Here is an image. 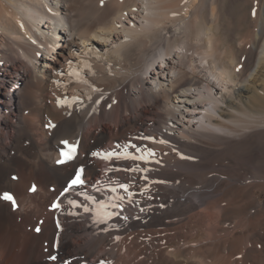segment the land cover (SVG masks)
<instances>
[{
    "label": "bare ground",
    "instance_id": "bare-ground-1",
    "mask_svg": "<svg viewBox=\"0 0 264 264\" xmlns=\"http://www.w3.org/2000/svg\"><path fill=\"white\" fill-rule=\"evenodd\" d=\"M4 192L0 264H264V0H0Z\"/></svg>",
    "mask_w": 264,
    "mask_h": 264
},
{
    "label": "snow or ice",
    "instance_id": "snow-or-ice-1",
    "mask_svg": "<svg viewBox=\"0 0 264 264\" xmlns=\"http://www.w3.org/2000/svg\"><path fill=\"white\" fill-rule=\"evenodd\" d=\"M73 75H77V73H72ZM64 143V150L61 152V157L62 159L60 161H58V163H67L72 161L73 159H75L76 154H77V145L76 144H70L68 141H63ZM93 155L98 156L101 159L104 160H108L111 159V157H113L114 155H117L114 152H108V153H93ZM124 155L127 157V154L124 153ZM132 159H144L145 157H130ZM83 172V169H80L76 175V178L73 179L70 182L69 188L72 187L73 185H77V184H81L83 183V181L81 180V174ZM33 191H35V188L32 189ZM126 190V189H125ZM0 199L3 200H7V201H11L13 203V205H15V200L13 198V196L8 193V192H4L2 195H0ZM116 205H108V204H99L96 210V214L98 217L106 220L108 218H110L112 216V213L108 211L109 207H115ZM87 211V209H85ZM37 231H39V229H37ZM52 259H55V257L53 256Z\"/></svg>",
    "mask_w": 264,
    "mask_h": 264
},
{
    "label": "rangeland",
    "instance_id": "rangeland-1",
    "mask_svg": "<svg viewBox=\"0 0 264 264\" xmlns=\"http://www.w3.org/2000/svg\"><path fill=\"white\" fill-rule=\"evenodd\" d=\"M14 91V90H13ZM12 109L14 110V108L12 107Z\"/></svg>",
    "mask_w": 264,
    "mask_h": 264
}]
</instances>
